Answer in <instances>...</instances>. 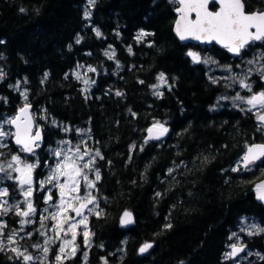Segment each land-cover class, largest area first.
Listing matches in <instances>:
<instances>
[{
    "label": "trees",
    "instance_id": "trees-1",
    "mask_svg": "<svg viewBox=\"0 0 264 264\" xmlns=\"http://www.w3.org/2000/svg\"><path fill=\"white\" fill-rule=\"evenodd\" d=\"M245 2L248 9H264V0ZM176 7L171 0H95L90 7L88 0H0V117L15 114L25 102L20 91H26L42 125L41 162L51 159L48 148L66 137L59 124L88 130L86 143L104 157L96 158L101 179L93 189L102 214L88 215L90 246L82 253L79 247L64 264H103L102 257L108 264H231L225 259L230 232L244 216L264 223V203L256 191L264 162L231 171L246 141L264 142L253 113L242 110L247 105L234 106L231 99L237 92L251 93L225 76L213 83L206 65L193 62L187 55L192 43L181 44L173 33ZM141 31L150 35L138 42ZM106 51L115 57L108 59ZM256 53H264V42L236 58L216 46L202 52L230 65L239 72L237 79L245 72L236 66ZM78 64L96 69L86 74L94 81L87 88L73 73ZM161 72L167 83L153 89ZM18 81L20 91L10 87ZM250 84L253 92L264 88L257 73ZM222 96L229 99L218 100ZM157 121L168 132L145 143L147 129ZM0 150L9 156L19 148L9 140ZM0 185L8 187V198L16 202L17 184L6 173H0ZM34 196L38 201L40 194ZM126 210L134 222L122 226ZM3 219L5 232L19 226L14 210ZM28 239L21 243L28 245ZM257 241L258 254L243 264H264V238ZM145 243L152 246L141 253ZM0 264L20 261L5 250Z\"/></svg>",
    "mask_w": 264,
    "mask_h": 264
},
{
    "label": "snow or ice",
    "instance_id": "snow-or-ice-1",
    "mask_svg": "<svg viewBox=\"0 0 264 264\" xmlns=\"http://www.w3.org/2000/svg\"><path fill=\"white\" fill-rule=\"evenodd\" d=\"M171 2L178 5L175 8L178 14V18L175 21V32L181 41L191 39L207 43L215 42L236 56H241L243 50L250 47L254 42H264V11L248 12L245 0H171ZM94 4L95 0H88L89 7ZM210 4H218L219 8L215 11L210 10ZM90 15L91 13L86 8L84 12L85 19H88ZM93 31L97 37L102 35L98 29H93ZM146 35H150V33L141 31L136 37L137 41L139 42ZM81 39L82 37L78 35L76 43L79 44ZM70 47L71 45H69ZM128 51L129 53L132 52L131 46H129ZM105 55L108 59H113L115 52L106 51ZM187 55L192 58L194 63L209 62L208 59L202 60L201 56L193 51H189ZM262 58L264 57L256 56L253 59L245 61V64L254 65ZM212 63H215V61H212ZM81 67L83 65H77V69ZM117 67H119L118 62ZM236 67L239 68L241 65H237ZM224 70L227 72L232 71L230 65L225 66ZM255 70L264 79V64H261ZM95 71L96 69L91 66L87 68V72ZM251 73L252 69L249 68L244 78L237 79L236 75L229 77L234 82H237L241 89H245L251 93V95L245 97L237 92L236 96L231 97V99L234 102V106L247 105V108L242 110L253 113L257 121V131L264 134V90L253 92L252 86L248 82V77ZM74 74L78 80L82 78L79 71ZM3 75L0 72V79H3ZM67 75L66 73L65 76L67 77ZM47 77L48 73H45L44 79L46 80ZM157 80L160 84L151 85L150 87L158 89L161 85L167 83L165 74L162 72L158 74ZM43 82L42 80L41 83ZM83 82L85 85L94 83V81L88 79H84ZM139 82L144 83V81ZM217 82L218 80H213V83ZM10 87H15L17 91H20V82L18 81L15 86L10 85ZM154 94L158 96L163 95L159 91L154 92ZM20 95L24 98L25 102L17 110L16 115L0 120V148L7 147L6 140L8 137H12L19 148V152L29 156L35 155V149L40 147L42 131L39 126H35L34 128L35 120L30 111L31 104L27 103L28 97L26 91H20ZM116 95L121 96L122 93L117 91ZM221 99L227 100L229 97L222 96L218 98V100ZM236 101H239V104H236ZM133 115L135 114L133 113ZM5 125H11L15 130H6ZM64 130L69 131V129ZM154 130L155 134H153ZM77 132L83 135L84 130H77ZM147 132L148 136L145 139V143L150 139L159 140L168 132V129L157 121L152 127L147 129ZM57 144L58 147L56 149H50L52 155L56 158L55 166L52 167L45 161V165L50 167V175L40 182V189H44L45 184H52L59 190V203L53 202L50 204V207H53L55 211L49 212L46 216H41L40 219V228L45 227L44 221L50 219L54 222L49 227V231L54 232L55 235L54 238L47 237L41 231L40 235L46 236L43 245L39 243L31 245L32 248L41 249L43 257L32 255L27 247L20 245L21 239L25 237L30 239L33 235L32 232L25 231V225L35 223L30 217L37 215V208L33 203V171L38 166L39 161L28 162L26 158L16 153L12 154L11 159L6 163L0 162V173H6L7 178L17 184L20 195L23 197L22 201L10 204L7 199L10 195L8 187H0V217L7 216L12 210H14V214L17 217H20L18 221L20 227L8 232H5V229L8 228L7 222L0 219V251L10 250L15 254V258L20 261V264H32L34 261H40V264H45L50 251L49 245L54 243L55 240H60L61 244L55 253L54 264H64L65 260H71L79 251L76 243L78 235L83 236L85 247L90 246L91 243L93 233L88 228V215L85 214L86 211L89 214L94 213L97 217L102 214L101 211L97 210L99 207L97 198L91 191L96 188V183L101 179L100 170L95 167L97 157L101 160L104 159L100 150L95 149L93 155L92 150L86 146L81 149L79 144L74 145L71 140H61ZM134 147L135 145L130 146V150ZM141 150L143 149L141 148ZM0 157H4L3 152H0ZM85 157H88V159L85 160ZM257 161L264 162V142L248 143L246 141L245 151L237 161V166L233 167L231 171L249 170ZM172 171L173 169L170 168L168 170L169 174ZM89 173H94L95 180L89 178ZM47 191L49 194L45 197V203L49 204V202L53 201V194L51 189ZM256 191L257 198L264 201V181L256 185ZM159 195L160 193H157V196ZM89 205H95V207L90 208ZM44 211L48 212V209ZM133 222L132 214L126 210L121 218V225ZM170 226L167 225L166 227ZM247 227L256 229L255 232L249 231V235L264 232V228L258 225H249ZM244 230V228H241V231ZM36 231H39V229H36ZM20 233H24V236H20ZM69 233L71 234L70 240L65 238ZM234 236H236V233H232L229 239H232ZM9 245H11L10 248L7 247ZM151 246V244L145 243L140 248V252L147 251ZM230 247L231 252L225 253V259H233L240 252L244 251L242 246H237L236 244H232ZM84 257L86 260V252L84 253ZM101 259L103 264H108L106 258L102 257Z\"/></svg>",
    "mask_w": 264,
    "mask_h": 264
},
{
    "label": "rangeland",
    "instance_id": "rangeland-1",
    "mask_svg": "<svg viewBox=\"0 0 264 264\" xmlns=\"http://www.w3.org/2000/svg\"><path fill=\"white\" fill-rule=\"evenodd\" d=\"M189 51H192V50L190 49ZM202 56H201V58L203 60L204 57H202ZM256 56H262V57H264V53H262V54L261 53H256L254 56H251V57H249V56L246 57L245 56L241 60L243 63H239V65H241V67L243 66L245 74H246L247 69H249V68L252 69V73L248 77V82L249 83H250V77L252 76V74L257 73L255 69L256 68H259L261 64H264V58H262L258 63L254 64V65H247V64H245V61L250 60V59H253ZM216 68L217 69H220V70H224L225 67L224 66H221L220 67L219 65H217ZM77 71H79V73H80V75L82 77L80 79V81H82L83 87H85V88L89 87L90 84L85 85L84 82H83L84 79H88L87 78V75H86L87 74V67H84L83 66V67H81L79 69H77V67H76L74 69L73 73H75ZM233 75H239V72L238 73H235L234 70L231 71L229 74L227 73V71L225 72V77L226 78L232 77ZM238 79H241V78H238ZM260 79L264 83V79H262L261 76H260ZM161 87L162 86H160L159 88H161ZM262 90H264V88ZM262 90H260V91H262ZM260 91H257V92H260ZM13 116H14V114H12V115H4L3 117H0V120L4 119L5 117H13ZM40 116L42 118H44V120L49 121L44 115L41 114ZM35 118H36V116H35ZM54 122L56 124L58 123L57 121H54ZM59 125L63 129H69V131H65L66 132V137H64L63 139H60L58 141H61V140H71L74 145L75 144H79L80 147H81V149H83L85 146L88 149H90L89 146H88V144L86 143V141H87L86 139H87V135H88V130H86L84 128H81V127L74 128L72 130V126L71 125H68V124H59ZM37 126H39V128L42 129V125L41 124L37 123ZM5 129L6 130L13 131L11 125H5ZM77 130H84L83 135L78 134ZM71 132L74 134V137L69 136V134ZM11 138L12 137H8L7 138V140H6V143L7 144L9 143V140H11ZM58 141H56L53 145H51L48 148L49 149V155L51 156V159H45L43 162H41V159H40V157H39V155H38L37 152H36V154L32 158H26L25 155L23 153H20L19 151L12 152V154L19 153L22 157L26 158L28 160V162L39 161L38 166L33 171V188H34V194H35V192L40 194L38 201L35 200V196L33 194V203H34L35 207L37 208V215H35L33 217H30V219H32V220L35 221V223L25 225V231L32 232L33 235H32V237L30 239L27 240L28 241L27 242L28 245H26V243H21V240L22 239L20 240V245L23 246V247H27L28 248V251L32 255H34V256L43 257V253H42L41 249H39V248H32L31 245L37 244V243L43 245L46 236L47 237H53L54 238V235H55L54 232L49 231V227L54 222L52 220H50V219L47 220V221H44L45 227L44 228H40V219H41V216H46V215L49 214V212L55 211V209L53 207H50V204H52L53 202L59 203V190H58V188L54 187L52 184H45L44 189H40V182L41 181H44L50 175V167L45 165V161L48 162V165H50L52 167L55 166L56 158L52 155V152L50 151V149H56L58 147V144H57ZM40 146H41V143H40ZM0 152H1V150H0ZM12 154H10L9 156H8V154H5L6 156L4 155V157H0V162L6 163L8 160L11 159V155ZM92 154L94 155L93 152H92ZM87 159H88V157H85V160H87ZM95 167H96V164H95ZM13 175H15V173H13ZM89 178L92 179V180H95L94 173H89ZM0 187H5V186L4 185H0ZM48 189H51V192L53 194V201L52 202H49V204H46L45 203V197L49 194L48 191H47ZM91 191H92V194H93V189ZM7 199L9 200V203L11 204L12 201L9 198H7ZM22 200H23V197L21 195L18 198H16V201H22ZM94 206L95 205H89L90 208H93ZM45 209H48V212H45L44 211ZM85 214L86 215H89V213L87 211H86ZM72 215H74V214H72ZM3 217H0V219H3ZM17 219H18L17 220V224H18V221H19L20 217H17ZM77 219H79V217H77ZM19 227H20V225L17 228H19ZM36 229H39V231H36ZM41 231L44 232L46 234V236H41L40 235V232ZM20 236H24V233H20ZM65 238L70 240L71 239V234L69 233V235L67 237H65ZM18 239H19V237H18ZM76 243H77L78 247L81 248V253L85 249L88 248V247H85V245H84V238H83L82 235H78L77 236ZM60 244H61V241L60 240H55L54 243H52L51 245H49L50 251H49V254H48V257L46 258V260H50L51 259V260L54 261L55 253L58 251ZM9 247H11V245H9Z\"/></svg>",
    "mask_w": 264,
    "mask_h": 264
},
{
    "label": "flooded vegetation",
    "instance_id": "flooded-vegetation-1",
    "mask_svg": "<svg viewBox=\"0 0 264 264\" xmlns=\"http://www.w3.org/2000/svg\"><path fill=\"white\" fill-rule=\"evenodd\" d=\"M218 8V4H210V9L215 11ZM246 10L248 12H252L256 10L254 9H248L246 7ZM216 46L215 44H207V45H200L197 43H192L191 50L197 53L198 55L204 57V59H208V63H204L206 65V74L209 79L212 81L214 79L224 80L225 76V70L217 69L216 66L220 65V60L217 56L213 54H202V52H207V48ZM217 47V46H216ZM219 48V47H217ZM222 50H225L227 52L226 48H220ZM228 53V52H227ZM229 55V54H228ZM231 56V55H230ZM233 57V56H232ZM212 61H215V63H212ZM215 67V68H214ZM235 72V71H234ZM236 73V72H235ZM243 223L239 224L237 228H235L233 231L230 232L229 237L232 236V233H236V236L232 237V239H229L228 237V243L226 245L225 253L231 252L230 245L236 244L237 246H244V251L240 252L235 258L233 259H227L230 261L231 264H243L245 262V259L255 257V255L258 254V247H257V240L259 237L264 238V232H260L258 234L249 235L248 232L252 231L255 232V228H248L249 225H258L261 228H264V223L257 218L256 216H244V219H242ZM241 228H244V231H241ZM257 241V242H256Z\"/></svg>",
    "mask_w": 264,
    "mask_h": 264
},
{
    "label": "water",
    "instance_id": "water-1",
    "mask_svg": "<svg viewBox=\"0 0 264 264\" xmlns=\"http://www.w3.org/2000/svg\"><path fill=\"white\" fill-rule=\"evenodd\" d=\"M218 8H219V5H218ZM217 8V9H218ZM211 10V9H210ZM254 11H264V9H261V10H258V9H256V10H254ZM175 13H176V11H175ZM177 18H178V14L176 13V18H175V20H174V22H173V33H174V35H175V37L179 40V42L181 43V44H187V43H197V44H200V45H207V44H215L217 47H219V48H224V47H222L221 45H219V44H217V43H215V42H212V43H207V42H200V41H196V40H191V39H189V40H184V41H181L180 39H179V37L176 35V32H175V21L177 20ZM257 42H260V41H257ZM230 55H233L234 57H239V56H236V55H234V54H232V53H230V52H228ZM20 108V107H19ZM18 108V109H19ZM30 111H31V114H32V116H33V118H34V120H35V117H34V114H33V110H32V108L30 109ZM17 113V112H16ZM16 115V114H15ZM14 115V116H15ZM35 126H36V121H35V125H34V128H35ZM13 129V131L15 130L14 128H12ZM41 131H42V140H43V130L41 129ZM153 134H155V130H154V133ZM147 136H148V132H147ZM162 138V137H161ZM42 140H41V142H42ZM151 141H157V139H150ZM11 141H12V143L15 145V146H17L16 144H15V142H14V138H11ZM40 142V143H41ZM262 141H255V143H261ZM18 147V146H17ZM37 149L38 148H36L35 149V152L37 151ZM245 151V150H244ZM24 155L26 156V157H32L33 155H27V154H25L24 153ZM260 161H257L256 162V164L257 163H259ZM262 181H264V178L263 179H261L260 181H259V183H261ZM258 199V198H257ZM258 201H260V202H262V203H264V201H262V200H260V199H258ZM128 212H130L131 214H132V217H133V220H134V216H133V213L131 212V211H128ZM123 216V215H122ZM122 218V217H121ZM127 225H129V224H127ZM243 248H244V246H242Z\"/></svg>",
    "mask_w": 264,
    "mask_h": 264
}]
</instances>
